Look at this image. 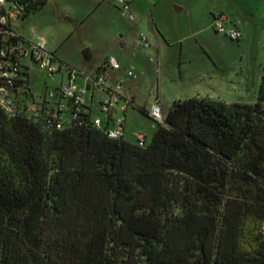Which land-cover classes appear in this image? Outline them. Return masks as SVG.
Returning <instances> with one entry per match:
<instances>
[{"label": "trees", "instance_id": "trees-1", "mask_svg": "<svg viewBox=\"0 0 264 264\" xmlns=\"http://www.w3.org/2000/svg\"><path fill=\"white\" fill-rule=\"evenodd\" d=\"M23 1L21 20L44 4ZM0 28V50L26 43ZM4 61L17 67L0 75V264H264V77L256 103L175 101L133 143L108 136L101 103L96 127L58 88L36 101L29 68Z\"/></svg>", "mask_w": 264, "mask_h": 264}, {"label": "rangeland", "instance_id": "rangeland-1", "mask_svg": "<svg viewBox=\"0 0 264 264\" xmlns=\"http://www.w3.org/2000/svg\"><path fill=\"white\" fill-rule=\"evenodd\" d=\"M128 2L130 7L122 9L118 0H44L38 11L13 22L14 33L26 42L22 63L29 68V88L36 101L73 80L92 117L105 123L98 106L106 95L99 86L95 90L92 86L104 61L114 59L120 68L105 64L103 85L134 104L128 109L125 135L133 143L139 133L148 143L154 132L155 123L140 110L150 109L156 89L164 114L173 102L191 98L227 105L257 102L264 77V0H232L237 10L254 9L244 26V42L231 41L213 30L192 36L186 12L177 13L174 8L172 12L171 0ZM165 37L171 43L180 42L167 48ZM156 38L165 51L160 53ZM41 41L46 52L54 55L56 68L62 64L61 72L51 76L30 60L31 48ZM262 93L264 105V86Z\"/></svg>", "mask_w": 264, "mask_h": 264}, {"label": "built area", "instance_id": "built-area-1", "mask_svg": "<svg viewBox=\"0 0 264 264\" xmlns=\"http://www.w3.org/2000/svg\"><path fill=\"white\" fill-rule=\"evenodd\" d=\"M27 1H35V0H27ZM120 3H122L124 6L122 9H127V5L125 4L124 0H118ZM17 2H24L23 0H0V26L5 25L7 22H13L15 20L19 19V16L21 14L20 7L17 5ZM132 19V18H131ZM214 27L217 33L222 34L229 38L231 41H239L241 39V33L238 29L231 27L228 25V18L224 14H219L215 17ZM0 33L1 28H0ZM5 34V37L13 36L5 31H3ZM141 40L144 43L145 47H148V42L144 37H141ZM9 41V40H7ZM13 56L17 57V60L21 61L26 56V52L23 49V45H12L9 43V45L6 47V49L0 50V58H6L7 56ZM30 60L34 63H36L41 70L47 71L51 76L54 75L57 72L56 66L51 62L50 54L46 52L45 50V42L41 41L38 45L33 46L31 48V51L29 53ZM9 59V58H7ZM11 61V60H10ZM4 61L0 63V70L1 76L4 78H9L12 74V72H8L7 69L10 68H16L17 67V61L11 62ZM5 65V68L3 66ZM108 65L111 66L114 69H119V64L114 60L111 59L108 62ZM128 76L132 79H135L136 77L128 73ZM93 83L95 87L99 86V88L105 93L104 88L102 89V85L104 83V79L102 77L96 78V80H93ZM118 89V88H117ZM57 95H60L64 98H68L71 100L72 105L75 107V111H79V106L84 105V99L78 93V89L73 84V81L70 80L68 84H61L60 87H58V91L56 92ZM106 97L101 102L100 109L103 113H109L113 112L117 108V104L119 102V96L115 92L107 91L105 93ZM49 98H52L54 96V92H50L48 94ZM129 104V103H127ZM0 105L1 107L7 112L12 113V101L9 97V93L6 87L2 86L0 87ZM59 109H64V105L60 104ZM32 111H34V108H31ZM148 117L153 120L155 123L162 124L163 123V111L161 108L160 103L155 100L153 105L150 107V110L148 111ZM59 120H63V117H60ZM123 117L116 118L111 121V128H108V136L110 138H119L123 135ZM94 125L96 127H100L102 125V122L100 119H94ZM57 128H60V124H57ZM137 140L140 142H143L144 136L143 134H137L136 135Z\"/></svg>", "mask_w": 264, "mask_h": 264}, {"label": "crops", "instance_id": "crops-1", "mask_svg": "<svg viewBox=\"0 0 264 264\" xmlns=\"http://www.w3.org/2000/svg\"><path fill=\"white\" fill-rule=\"evenodd\" d=\"M99 1H103V0H99ZM124 2L127 5V8H129L130 3L128 2V0L124 1ZM235 6L236 5H234V6L232 5V0H171L170 5H169V9H171V11L173 12V8H174V10L177 13L186 12V17L188 18L187 21L190 24V27L192 28V33H191L192 36L193 35H200L203 33H210L211 30L216 32L215 27H214L215 17L219 14H224L228 18V25L231 27H235L236 29H238L240 31L241 39L238 42H244L247 39L246 38V29L244 28V26L246 24V21L249 20V17L254 14V9L246 10L245 8H240L239 10H237L235 8ZM167 10H168V8H167ZM243 12H248V13L245 14V16H241V13H243ZM170 39L171 38H168V37L162 38L163 41L166 40L169 43L167 48L170 45L172 47V45L176 44L177 42H180V41H177L176 43H171V41H169ZM146 41H148V40L146 39ZM156 42H157V47L160 50V53H161V51L162 52L165 51L163 46L158 41V38H156ZM173 42H175V41H173ZM148 47H149V45H148ZM104 63L108 64V61L105 60ZM105 64H104L103 68H100L98 70V74L96 77H98V75L101 74L102 77L104 78V73H105L106 67H107ZM104 82H105V79H104ZM86 83H87L86 89H89V84H88V82H86ZM61 84H65V83H61ZM92 88H93V90H95V85H93ZM105 88H109V87H105ZM80 94H83V92H81ZM93 95H94V93L92 92V94H91L92 103H93V97H94ZM155 100H157L161 105V100H160V95H159L158 89H156L154 92V102H155ZM129 102H130V100L128 98L122 97V99L119 100V102L117 104V108L111 114L113 119L120 118V117L124 118L123 130H124L125 135H126V130H127V120L130 117L128 114V109H129V107H132L131 105L127 104ZM84 105L87 106L85 99H84ZM161 108H162V105H161ZM168 109H166V111ZM94 119H100V118L95 117ZM107 125H108V128H111V126H112L109 122L107 123ZM139 134H143V133H139ZM143 136L146 137L144 134H143ZM124 138H125V136H124Z\"/></svg>", "mask_w": 264, "mask_h": 264}, {"label": "water", "instance_id": "water-1", "mask_svg": "<svg viewBox=\"0 0 264 264\" xmlns=\"http://www.w3.org/2000/svg\"><path fill=\"white\" fill-rule=\"evenodd\" d=\"M84 55H85V57H86V59H89V52L88 51H86L85 53H84ZM60 70V68H58V71Z\"/></svg>", "mask_w": 264, "mask_h": 264}, {"label": "clouds", "instance_id": "clouds-1", "mask_svg": "<svg viewBox=\"0 0 264 264\" xmlns=\"http://www.w3.org/2000/svg\"><path fill=\"white\" fill-rule=\"evenodd\" d=\"M109 66V65H108ZM103 78V77H102ZM104 79V78H103ZM104 84V83H103Z\"/></svg>", "mask_w": 264, "mask_h": 264}]
</instances>
